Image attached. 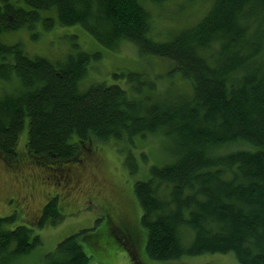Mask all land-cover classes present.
<instances>
[{
  "label": "trees",
  "instance_id": "1",
  "mask_svg": "<svg viewBox=\"0 0 264 264\" xmlns=\"http://www.w3.org/2000/svg\"><path fill=\"white\" fill-rule=\"evenodd\" d=\"M194 1L0 0V156L16 164L26 126L31 152L59 168L90 138L121 142L131 156L136 140L163 134L167 160L134 186L138 223L117 224L108 214L105 233L136 264H146L145 256L172 262L216 253L264 264V0H211L205 10L206 0ZM170 3L175 23L193 12L201 17L159 40L152 31L164 21L156 10ZM39 22L48 30L81 25L115 51L132 42L168 61V81L180 75L187 88L170 81L162 90L146 72L124 68L112 71L111 82L93 80L104 69L102 51L76 41L52 60L2 39L23 28L35 32ZM61 173L57 183L66 180ZM58 203V195L48 198L39 227L62 219ZM13 219L0 216V257L17 264L41 236L27 225L9 228ZM81 234L99 246L103 233L95 227L64 238L42 264H86Z\"/></svg>",
  "mask_w": 264,
  "mask_h": 264
},
{
  "label": "rangeland",
  "instance_id": "2",
  "mask_svg": "<svg viewBox=\"0 0 264 264\" xmlns=\"http://www.w3.org/2000/svg\"><path fill=\"white\" fill-rule=\"evenodd\" d=\"M210 1H204V10L209 6ZM172 4L166 5L165 9L162 7L160 12L155 9L158 20L164 21L161 25L162 29H158L159 25L155 23V31H152L153 36L159 40L168 39L169 35L164 33L166 34L171 28L191 25L201 17L200 13L193 12L185 23H175L170 13ZM164 25L168 27L164 28ZM35 32L38 36L36 38L33 37ZM35 32L23 28L3 34L2 39L8 43L22 42L31 55H44L52 60L68 53L74 46L73 42L76 41L82 50L102 51L103 56L99 65L104 69L98 72L93 80L106 79L111 82L112 71L124 68L146 72L162 90L170 81L172 84H180L183 88H187L180 75L173 76L168 81L166 76L170 68L168 61L161 57L142 54L132 42L122 43L118 48L121 52L111 50L102 46L81 25L62 26L57 23L48 30L42 22H39ZM98 68L94 66L92 72ZM176 90L177 88L173 87V91ZM28 139V126H26L17 145L19 155L16 164H10L12 158L8 155L2 154L10 159L8 161L0 156V216L14 217L8 223L9 228L27 225L41 236V243L29 254L22 256V260L18 258L17 264H42L45 255L54 251L64 238L83 229L91 230L95 227L97 232L103 233L99 239V246L91 245L85 234L79 236V241L89 255L86 264H136L128 251L120 247L112 236L105 233L109 225L107 215L111 214L113 220L116 216L117 224L124 221L138 223L142 209L138 204L134 186L138 180L150 177L152 165H159L167 160L168 140L164 135H153L143 141L136 140V146L131 147V156H128L126 147L121 142L114 140L97 142L90 138L84 142L78 156L63 161L60 168L53 164L55 161L52 158L42 159L32 153L28 147ZM58 171L66 175V180L61 183L56 182ZM55 195L59 196L58 204L63 217L55 223L49 221L43 227H39L36 221L42 215L48 198ZM98 219L100 220L97 226ZM232 255V253L203 254L172 262L157 261L146 256L144 259L146 264H218V261L219 264H240ZM13 262L12 257L6 261L0 257V264H13Z\"/></svg>",
  "mask_w": 264,
  "mask_h": 264
},
{
  "label": "bare ground",
  "instance_id": "3",
  "mask_svg": "<svg viewBox=\"0 0 264 264\" xmlns=\"http://www.w3.org/2000/svg\"><path fill=\"white\" fill-rule=\"evenodd\" d=\"M222 251V250H221ZM235 253V252H234ZM244 253V252H243ZM223 254V253H222ZM239 254V253H238ZM213 256V255H212ZM228 256H230L229 254H228ZM233 256V255H232ZM234 257V256H233ZM216 258V257H215ZM228 258V257H227ZM235 259V258H234ZM237 259V258H236ZM230 260V259H229ZM238 262H239V260H238ZM216 263H217V260H216ZM218 264H219V261H218Z\"/></svg>",
  "mask_w": 264,
  "mask_h": 264
},
{
  "label": "flooded vegetation",
  "instance_id": "4",
  "mask_svg": "<svg viewBox=\"0 0 264 264\" xmlns=\"http://www.w3.org/2000/svg\"><path fill=\"white\" fill-rule=\"evenodd\" d=\"M60 176H62V173L60 174ZM62 180H65V177H64V176H62V177L60 178V181H62Z\"/></svg>",
  "mask_w": 264,
  "mask_h": 264
}]
</instances>
